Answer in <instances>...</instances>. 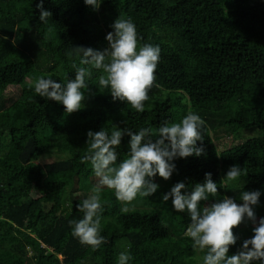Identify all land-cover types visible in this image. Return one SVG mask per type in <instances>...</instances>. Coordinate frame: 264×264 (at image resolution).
Listing matches in <instances>:
<instances>
[{"label":"trees","instance_id":"trees-1","mask_svg":"<svg viewBox=\"0 0 264 264\" xmlns=\"http://www.w3.org/2000/svg\"><path fill=\"white\" fill-rule=\"evenodd\" d=\"M39 3L0 0V36L8 37L0 40V264H118L125 251L128 264H202L204 253L184 235L190 216L177 212L163 195L177 182L190 191L208 172L219 192L201 208L224 196L242 204L241 191L258 190L259 203L253 207L257 220L264 217V0H103L99 9L85 0H44L43 9L52 13L46 23L39 18ZM118 17L135 24L141 45L159 46L160 87L151 94L161 100L139 113L114 101L108 89L100 90L101 73L93 70L89 87L82 89L84 107L68 114L62 103L27 86L40 77L61 83L74 79L72 63L80 66V58H69L67 52L73 46L103 51ZM11 86L20 92L5 105ZM188 111L205 121L204 141H198L205 153L176 158L172 177L164 184L155 177L157 192L138 198L129 213L104 188L105 242L98 249L81 244L70 221L83 218L77 205L85 197L75 194L91 190L97 179L90 162L81 159L88 150V131L156 130L180 122ZM250 127L262 135L218 151L216 141ZM129 140L123 136L118 162L128 155ZM50 152L68 157L38 163ZM235 164L248 175L232 182L235 190L225 189L220 181ZM253 227L247 221L234 229L237 242L230 255L254 235Z\"/></svg>","mask_w":264,"mask_h":264},{"label":"clouds","instance_id":"clouds-1","mask_svg":"<svg viewBox=\"0 0 264 264\" xmlns=\"http://www.w3.org/2000/svg\"><path fill=\"white\" fill-rule=\"evenodd\" d=\"M103 0H85L87 5L99 9ZM44 0L37 5L41 9L40 20L46 23L52 13L43 9ZM113 31L106 36L108 47L103 51L91 47L73 46L67 52L80 58V66L75 62V78L64 83L52 78L40 77L35 82L27 81V86L34 87L35 93L62 103L68 114L84 107L86 82L93 76V70L100 72L97 77L99 89H108L112 99L126 102L139 113L145 111L150 101L152 89L159 88L156 81V69L160 60L159 46L140 44L135 24L130 19L117 18L112 25ZM0 36V40H7ZM15 44V40L12 41ZM205 121L200 115L188 111L180 122L163 123L153 130L150 127L131 129L113 128L109 133L104 128L100 131L89 130L87 133L88 150L81 157L82 162H90L98 182L91 188L87 198L77 205L83 218L70 221L72 235L81 244L98 249L105 242L101 235V216L106 201L102 200L104 188L114 192L122 204L121 211L129 213L135 210L134 201L150 197L160 185L155 182L157 174L169 180L176 165V158L201 156L205 153L198 141H204L202 129ZM124 135L130 136L128 155L118 162L117 149ZM155 137V138H154ZM218 156L219 153H217ZM247 176V169L232 165L221 179L220 186L235 190L232 182ZM184 182H177L163 195V201L170 198L177 212H187L191 222L184 232L190 238L192 247L201 253L202 264H264V217L257 220L254 205L259 203L260 191H241L243 203H237L232 197L224 196L210 205L201 208L202 201L216 197L219 187L212 179V173L205 174L203 183H196L190 191ZM131 206V207H129ZM251 221L255 227L254 235L243 242L242 249L236 254H229L230 247L237 242L234 229ZM129 254L121 252L118 264H128Z\"/></svg>","mask_w":264,"mask_h":264},{"label":"rangeland","instance_id":"rangeland-1","mask_svg":"<svg viewBox=\"0 0 264 264\" xmlns=\"http://www.w3.org/2000/svg\"><path fill=\"white\" fill-rule=\"evenodd\" d=\"M19 92L20 91H19L18 86H11V87L7 88L5 91V101H4L5 105H9L12 101H14L17 98ZM151 93H153V91H151ZM151 93H150L151 99H150V101H148L146 103L147 105L153 104L156 101L161 100L160 97L157 98L155 94H151ZM164 93L166 94V96L169 94L166 91ZM164 93H162V94H164ZM175 95H177V93L173 92L172 96H175ZM261 135H262V132L260 129H258L256 127H250V128H246V129H240L236 133H230L228 136L225 135V137L216 141L215 143L217 145L218 151L220 152L222 150L229 149V148L234 147L236 145H240L249 139H252L254 137H258ZM67 157H68V154H64V153H60V152H50V153L43 154L38 159V163L48 164V163L63 160ZM156 178L159 180V182L161 184H164L166 181L163 178H161L158 174H157ZM97 182H98V180L95 179L93 181V184L95 185ZM89 193H90V190L85 191V192L79 191L75 194V196L87 198Z\"/></svg>","mask_w":264,"mask_h":264}]
</instances>
